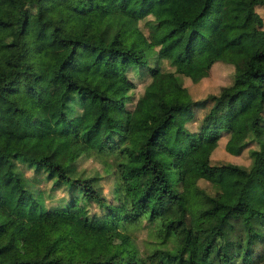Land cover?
Instances as JSON below:
<instances>
[{"label": "trees", "instance_id": "trees-1", "mask_svg": "<svg viewBox=\"0 0 264 264\" xmlns=\"http://www.w3.org/2000/svg\"><path fill=\"white\" fill-rule=\"evenodd\" d=\"M5 1L0 100L11 116L0 142V228L48 211L45 191L17 165L25 163L97 204L89 212L73 196L53 207L63 212L59 230L99 244L124 232L134 255L67 259L56 250L9 261L0 248V264H264V207L255 201L264 194V28L255 7L264 0ZM216 62L233 66L231 82L193 99L183 77L198 82ZM133 74L149 80L128 107ZM223 134L230 154L257 144L249 164L211 161ZM90 156L111 176L110 198L99 171L78 169Z\"/></svg>", "mask_w": 264, "mask_h": 264}, {"label": "rangeland", "instance_id": "rangeland-1", "mask_svg": "<svg viewBox=\"0 0 264 264\" xmlns=\"http://www.w3.org/2000/svg\"><path fill=\"white\" fill-rule=\"evenodd\" d=\"M255 10L261 16L264 28V7L262 5H256ZM9 12H11L10 5L5 0H0V13ZM140 25L144 32L147 33V29L143 27L142 21H140ZM162 67L172 69L166 60L162 61ZM233 69L231 64L216 62L211 66L208 75L201 78L198 82H193L190 78L183 77V84L188 89L193 99H201L206 97L209 93L217 92L220 86L230 83ZM133 76L136 80V86L130 92L132 101L129 102L128 107L132 106V103L141 94L144 85L149 80L147 76L146 78H139L136 74H133ZM18 97L20 103L27 111H32L34 109V100L27 94L23 87H21ZM89 99L87 100V105L95 110L94 105L90 104L94 101H90ZM203 113L202 110H199V112L196 111V119L202 116ZM10 116L11 110L9 105L0 100V142L3 137V127ZM197 123L198 121L187 123V126L190 129H194L197 128ZM223 135L218 138L217 146L210 154L211 161H229L241 165L249 164V148L257 147V144L255 142L248 143L247 147L240 154H230L224 149L227 135ZM17 165L25 175L30 177L29 179L33 181L35 188H41L45 191V203L48 207V211L42 215L36 212L33 213L30 222L27 224L11 218L4 227L0 228V248L4 250L2 251L5 259L11 261L40 256L43 257L50 255L56 250L62 251L67 259H71L75 256L87 257L96 254L117 256L119 259L133 257L134 246H132L128 234L124 232L117 234L109 243L99 244L92 240L77 243L71 239L67 233L59 230L56 226V220L63 212L58 208L55 210L53 207L66 206L69 199L73 196L78 198L79 203H84L89 212H98L99 208L97 204L95 202L85 203L79 192L75 189H70L66 185L54 187L52 185V180L47 177L46 173L43 171L27 166L25 163L21 164L17 162ZM78 169L85 171L87 175L94 173V171H99L101 175L99 183L102 187V191L105 196L110 198L111 176H106V173H103L99 158L94 156L81 158L79 160ZM198 183L200 186L212 191V187L207 181L199 179ZM255 201L257 204L264 207V194L257 195ZM238 209L241 213H245L247 210L244 205L240 206ZM218 213H220V211L207 214L205 223L202 226L215 223ZM143 235L144 232L140 230L137 234L138 240H140ZM189 241L199 247L203 245L201 239L193 233L190 234Z\"/></svg>", "mask_w": 264, "mask_h": 264}]
</instances>
